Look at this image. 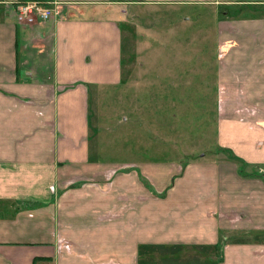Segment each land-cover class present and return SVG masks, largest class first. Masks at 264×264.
Here are the masks:
<instances>
[{
	"label": "crops",
	"instance_id": "1",
	"mask_svg": "<svg viewBox=\"0 0 264 264\" xmlns=\"http://www.w3.org/2000/svg\"><path fill=\"white\" fill-rule=\"evenodd\" d=\"M24 1L0 0V264H158L169 245L189 264H264V0H40L55 18L19 25ZM133 4L220 14L217 151L179 166L197 188L167 198L91 148L90 91L122 81L116 6Z\"/></svg>",
	"mask_w": 264,
	"mask_h": 264
},
{
	"label": "rangeland",
	"instance_id": "2",
	"mask_svg": "<svg viewBox=\"0 0 264 264\" xmlns=\"http://www.w3.org/2000/svg\"><path fill=\"white\" fill-rule=\"evenodd\" d=\"M116 7L124 11L123 75L119 84L90 91L92 153L113 167L107 174H136L152 193L163 189L161 198L172 190L196 189L197 176L177 169L217 151L213 62L220 14L195 4ZM138 164L157 168L161 179L140 177ZM114 177L103 180L104 187L110 188ZM172 248H159L153 260L189 264L185 251L167 255Z\"/></svg>",
	"mask_w": 264,
	"mask_h": 264
},
{
	"label": "built area",
	"instance_id": "3",
	"mask_svg": "<svg viewBox=\"0 0 264 264\" xmlns=\"http://www.w3.org/2000/svg\"><path fill=\"white\" fill-rule=\"evenodd\" d=\"M57 6L54 1L25 0L16 6V21L19 25L48 22L55 18Z\"/></svg>",
	"mask_w": 264,
	"mask_h": 264
}]
</instances>
